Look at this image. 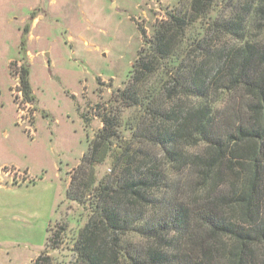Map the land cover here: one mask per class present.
I'll return each instance as SVG.
<instances>
[{
  "label": "trees",
  "instance_id": "trees-1",
  "mask_svg": "<svg viewBox=\"0 0 264 264\" xmlns=\"http://www.w3.org/2000/svg\"><path fill=\"white\" fill-rule=\"evenodd\" d=\"M165 9L112 92L129 114L99 111L68 172L67 197L88 212L72 264H264V0ZM23 55L11 65L32 101Z\"/></svg>",
  "mask_w": 264,
  "mask_h": 264
},
{
  "label": "rangeland",
  "instance_id": "rangeland-1",
  "mask_svg": "<svg viewBox=\"0 0 264 264\" xmlns=\"http://www.w3.org/2000/svg\"><path fill=\"white\" fill-rule=\"evenodd\" d=\"M81 2L84 11L73 9L63 16H57L61 9L52 11L48 18L53 35L39 43L50 56L40 54L29 65L35 108L31 131L19 118L9 96L13 81L0 65V85L10 84L0 97V164L28 169L34 178L0 185V264H31L43 252L48 264L74 262L70 248L88 212L67 197L68 171L102 126L99 111L109 109L115 117L129 114L112 101V92L123 87L144 39L151 37L152 25L166 16L165 8L178 6L180 0ZM115 2L117 7L112 6ZM24 39L33 55L35 48L27 45V36ZM0 45L1 55H9L3 42ZM96 171L102 176L110 166L98 164ZM50 226L58 236L47 243Z\"/></svg>",
  "mask_w": 264,
  "mask_h": 264
},
{
  "label": "crops",
  "instance_id": "crops-1",
  "mask_svg": "<svg viewBox=\"0 0 264 264\" xmlns=\"http://www.w3.org/2000/svg\"><path fill=\"white\" fill-rule=\"evenodd\" d=\"M81 1L82 0H0V42H3L4 48L9 51V55L5 56H2L0 53V65L2 64L3 69L8 73L9 61L23 55L20 53V42L24 30H27V34L25 35V37L27 36V45L29 46L30 44L35 48V53H33V55L29 53V49L26 50L23 55L26 60L27 57H29L30 63L27 61L28 65L31 66L33 64V59H36L40 54L49 57L50 54L45 49L39 47L41 41L47 40L49 36L51 37L53 35L52 24H50V18H48V16L51 15L55 8L62 10V13L59 12L57 16L68 15L73 9L84 11V7L81 6L83 5ZM113 1L118 2V0ZM116 2L112 4L113 7H117ZM78 36L84 39L82 34L78 33ZM68 38H71V36ZM33 41L34 43H32ZM83 42L87 43V40L84 39ZM44 66H46V64ZM30 71L29 67L28 79ZM9 86L10 84L7 83L0 85V97L3 95V92H8ZM1 109L2 103H0V113ZM4 134L6 133L4 132Z\"/></svg>",
  "mask_w": 264,
  "mask_h": 264
},
{
  "label": "built area",
  "instance_id": "built-area-1",
  "mask_svg": "<svg viewBox=\"0 0 264 264\" xmlns=\"http://www.w3.org/2000/svg\"><path fill=\"white\" fill-rule=\"evenodd\" d=\"M12 62L13 59H11L8 63V72L11 80L13 81L10 87L11 93L9 95L12 102L15 104L20 120H23L24 123L29 126L27 130L31 131L30 123L35 109L34 104L25 97L23 89L20 86L19 75L14 73L21 65V62L16 61L14 65H11ZM31 180H34V178L31 176L28 169H21L20 167L12 164H0V185L3 184V181L16 185L21 182H28Z\"/></svg>",
  "mask_w": 264,
  "mask_h": 264
}]
</instances>
